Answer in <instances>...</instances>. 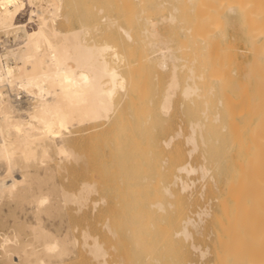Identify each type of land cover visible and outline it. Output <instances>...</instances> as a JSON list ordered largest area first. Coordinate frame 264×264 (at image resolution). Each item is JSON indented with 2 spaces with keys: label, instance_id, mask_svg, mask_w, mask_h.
<instances>
[{
  "label": "bare ground",
  "instance_id": "obj_1",
  "mask_svg": "<svg viewBox=\"0 0 264 264\" xmlns=\"http://www.w3.org/2000/svg\"><path fill=\"white\" fill-rule=\"evenodd\" d=\"M77 4L86 16L74 9ZM72 8L74 19L87 18L73 24ZM26 9L28 25L37 24L30 29L19 21ZM232 24L247 43L248 62L238 59L227 35ZM0 31L12 33L17 45L0 52V263L67 264L87 255L102 264L108 250L100 227L112 237L125 228L131 238L123 229L121 235L134 245H144V232L150 231L157 249L179 235L189 241L188 225L195 220L191 212L182 214L189 183L181 173L198 169L207 176L215 168L225 175L212 250L217 264H264V0H0ZM165 69L169 80L159 92ZM178 91L196 105L195 120L191 113L187 117L189 104L184 112L191 122L190 153L200 148L206 158L198 168L184 160L177 142L170 148L175 135L154 134ZM159 111L165 114L157 119ZM149 165L158 179L173 177L157 185L165 197L175 195L173 184L184 190L178 205L165 203L163 195L148 200L152 211L175 216L157 230L161 243L151 217L141 227L133 218L149 198ZM184 246L177 248L181 254ZM133 247L145 258V245Z\"/></svg>",
  "mask_w": 264,
  "mask_h": 264
},
{
  "label": "rangeland",
  "instance_id": "obj_2",
  "mask_svg": "<svg viewBox=\"0 0 264 264\" xmlns=\"http://www.w3.org/2000/svg\"><path fill=\"white\" fill-rule=\"evenodd\" d=\"M92 1H94V0H91V2ZM104 2V1H103ZM93 4V3H92ZM92 4H90L89 6H93ZM104 6H106L107 4L106 3H104L103 4ZM81 6V5H80ZM88 6V7H89ZM74 7V6H73ZM77 7H78V10H77ZM106 7H109V5H107ZM76 8V10L77 11H81V12H79L80 14L82 13V12H84L83 10H80V9H84L83 7H79V4H77L76 5V7H74V9ZM28 9H29V7H28ZM28 9H26L21 15H20V18H19V21H20V23H26L27 24V27L30 29V28H32V27H34V26H37V24H36V22H34V23H31V25H28V24H30V23H28V17H29V10ZM91 10L93 9L92 7L90 8ZM91 10H90V12H91ZM71 11H73V8L71 9ZM70 11V12H71ZM77 11L76 12H71V14H72V16H71V18H77ZM26 12V13H25ZM95 12V11H94ZM73 13L76 15H73ZM78 13V14H79ZM27 14H28V16H27ZM83 14V13H82ZM85 14V13H84ZM82 15V16H86V15ZM92 14H94L93 13V11H92ZM91 14V15H92ZM115 14V13H114ZM81 16V15H80ZM82 16L81 17H79V15H78V20L77 19H74L75 20V23L73 22L74 20L72 19V22H73V24H75V25H78L79 23L78 22H80L81 21V19L82 20H85V18H87V17H83L82 18ZM98 16V14H96V17ZM89 17V16H88ZM93 19H94V17H92ZM76 20H77V23H76ZM33 25V26H32ZM227 29L228 30H226V32H227V35L229 36V37H232L233 39H234V41H235V44H236V46H237V48H238V59L240 60V61H243V62H248L250 59H251V54H250V52L248 51V46H247V43H246V41L244 40V37H242V34H241V32H240V30L238 29V27H237V25L236 24H232V25H229L228 27H227ZM109 31V30H108ZM229 31V32H228ZM110 32V31H109ZM222 32H223V34H224V27H223V30H222ZM233 32V33H232ZM106 33H108L107 31H106ZM105 33V34H106ZM229 33V34H228ZM224 36V35H223ZM222 36V37H223ZM234 36H235V38H234ZM223 42H224V37H223ZM242 40V41H241ZM244 40V41H243ZM8 41V42H7ZM5 44H4V43ZM244 43H246V44H244ZM14 45L15 46H17L16 45V42L14 41V38H13V34L11 33V34H9V35H7V34H5L3 31H0V52H3L4 50H5V47H14ZM168 69H165L164 71H165V73H164V71H163V77H161V78H159L160 80L159 81H161V83H162V85H160L159 84V81H158V83L155 81V83H157V84H159L160 86H158V87H161L162 86V89L160 88H158V87H156L157 86V84H156V90L157 91H163L164 90V88L163 87H165V85H166V83L165 82H167L168 80H169V74H170V70H168ZM165 75H167V78H166V76ZM162 76V75H161ZM165 76V77H164ZM184 76H180V79L182 78V80H184L185 78H183ZM163 78H166V79H164L165 81H162L163 80ZM181 80V81H182ZM183 82V81H182ZM155 83H153L154 85H155ZM164 83V84H163ZM153 88V87H152ZM152 90H154V88L152 89ZM156 90H154V92L156 91ZM156 91V92H157ZM153 91H152V98H153V101L155 100V103H156V101L158 100L157 98H156V94L155 95H153V93H154ZM159 92H158V94H159ZM153 96H155V99H154V97ZM158 96V95H157ZM175 96H178V98L177 97H175ZM174 97H175V100L177 101V104H176V106L175 107H178V108H175L174 110L172 109L173 107H174V105H175V103H176V101L175 102H173V105H172V107H171V109H170V111L168 112L169 113V115L167 116V113L165 114L164 112H160V113H158V115H156L157 116V119H158V116L159 115H161V116H163L164 117V114H165V119H162L161 121L164 123H162V122H159L160 121V119L161 118H163V117H159V120H157L158 122H159V128H157V121H156V124L154 123V131H155V129H156V133H154L155 135H156V137L158 136L159 137V139H163V138H168L169 136H170V134L171 135H175V139H173V141H172V143H174V144H171V146H170V148L173 146V145H175L176 144V142H177V144L181 147L182 146V150L184 151V153H186V154H184V160L186 159V160H188V161H190L194 166H197V168L200 166V165H202V163H206V158H205V156H203V155H201L202 153H201V149L199 148V149H197V151L195 150V151H193L194 152V154H193V152L192 153H190V149H191V145L192 144H190L188 141L186 142V138H187V135H189V133L191 132V127H189V125H190V119H188L189 117H190V113H191V116L192 117H194V120L197 118L196 116L197 115H195V114H197L196 113V105H195V103L193 104V103H191L190 101H189V103L187 102H185L184 100H183V96H181V94H180V92L178 91V93H176L175 95H174ZM173 97V98H174ZM157 99V100H156ZM182 101H184V103L182 102ZM188 101V100H187ZM152 102V101H151ZM158 103L159 102H157V105H158ZM154 104V103H153ZM181 104H182V106H181ZM185 104H189V106L188 105H185ZM151 105H152V103H151ZM157 105H153L154 107L155 106H157ZM185 105V106H184ZM152 106V107H153ZM184 106V107H183ZM186 106H188V108L189 107H191V108H189L188 110H185L186 108ZM190 109H192V111L190 110ZM171 110H173V111H171ZM184 110L185 111H188L187 113L189 114V115H187V119H186V112H184ZM195 110V113H193V111ZM191 111V112H190ZM158 112V111H157ZM156 112V113H157ZM171 112V113H170ZM174 112H175V114H174ZM192 113H193V115H192ZM163 114V115H162ZM171 115H173V117H171ZM185 119H184V118ZM191 117V119L193 120V118ZM171 120V121H170ZM185 120V121H184ZM189 120V121H188ZM168 121L170 122V123H168ZM186 121H188V122H186ZM190 122V123H189ZM160 123L162 124V125H164L163 126V128H164V130L161 128V125H160ZM187 123V124H186ZM157 125V126H156ZM166 125V126H165ZM168 125L170 126V127H168ZM153 126V125H152ZM156 126V127H155ZM165 127L167 128L168 127V129H169V131L171 130V132H168V131H165ZM171 128V129H170ZM167 129V130H168ZM161 130V131H160ZM163 131V133L161 134L160 132H162ZM164 131H165V133H164ZM158 132H159V134H158ZM168 132V133H167ZM158 134V135H157ZM177 134L179 135V137L177 136ZM160 135V136H159ZM186 136V137H185ZM181 139V140H179V139ZM182 144H181V143ZM186 143V144H185ZM181 144V145H180ZM170 148H167L168 150L170 149ZM170 154H171V152H169ZM198 153V154H197ZM169 154V155H170ZM172 155V154H171ZM189 155H191V156H189ZM197 157V158H196ZM205 160V161H204ZM162 162V163H161ZM160 164L165 168V167H167L168 165H167V162H163V161H160ZM150 166V165H149ZM150 167H152V166H150ZM150 167H147V169H149ZM210 167V166H209ZM153 169H149V170H147V171H150L151 170V172H147V175H149V174H152V175H150V176H148V177H151L152 176V180H148V177H146V181L144 180V182L145 183H147V181H149L150 183H151V187L153 188H151L150 187V184H149V182H148V184H149V187L148 186H146L145 185V183L143 182V184L145 185V190H144V194H145V192H146V194H145V197L147 198V197H149V198H145L146 200H144V206H142V205H140V208H137V212L139 213V212H141L140 214L141 215H134V214H132L131 215V217L133 216V218H135V216H136V218L138 217V219H140V221H139V223H141V224H138V225H140L139 227H141V226H143V224H144V222L143 221H147L148 220V217H151L150 219H151V221L152 222H154L155 224L153 225V226H155V229H156V231L159 229V227H162V224H163V226L164 225H167V224H169L170 223V221H172V220H174V217H170L171 216V214L172 213H169V212H167L168 214H164L165 216H166V218H167V221H166V219H163V216L164 215H162L161 214V212L159 211L158 212V209H153V211L151 210V208H154L153 206L151 207V205L150 206H148V200H153V198H152V196L154 197V200L153 201H155V200H160V199H162L163 200V196L165 195V191H164V193H163V189H161L162 187L160 186V189H161V191H160V189H158L159 188V186L157 187V185H161V184H163V185H167L168 183H170L171 181H172V179H173V177L172 178H170V177H168L167 179L165 178V180H171L170 182L169 181H165L164 179H158V175L156 174V173H154V172H156V170L157 169H154V168H156L154 165H153V167H152ZM211 168V167H210ZM213 169V170H212ZM212 169H210V171H208L206 174H207V176L204 174H201L202 172L200 171V170H195V171H192L191 173H189V174H187L186 172H183V173H181L182 175H183V178L186 180V181H188V183H189V188H187L185 191H186V193L184 194V190H182L181 189V185L179 186V184H173V185H171V189H172V191L175 193V195L172 197L171 195H169V194H167L168 196H170V197H168V196H166V197H168V198H166L165 196V199H167L166 201L164 200V202L165 203H170V202H172V203H176L177 205H178V199L180 200L182 197H184L182 194H184L185 195V197H184V199L182 200V202H181V205H182V214L184 213V216L185 217H188V216H190L189 214H190V212H191V215H192V218L194 217V220L196 221L197 219V222H195L194 221V224H189L188 225V228H189V230H190V232H191V235L192 236H189V237H191V240L189 239V241H187V240H185V239H187V238H185L183 235L181 236V235H179V237L178 238H185L184 240L183 239H181V241H180V239L179 240H173V239H175V238H177V237H175V238H173V239H170V241H169V243L167 242V244H165V243H161V242H159L158 240V237H159V231H157L156 233L153 231V229L152 228H150L149 230H152L153 231V234H156L157 235V238H156V240L159 242V243H161L160 245H159V243L157 242V244L159 245V246H161V247H163V245L165 246V247H163V248H160L159 246H158V249H157V247H156V243H154V241H155V237L153 236V234H151V236H153V240H152V237H149L150 235V231H149V233L148 234H146L145 232H144V234L148 237H144V241H143V243L142 244H144L145 245V248L143 247L144 245H141V242H142V240L140 241V242H137L136 243V245H134L135 243V241H134V239L133 240H131L130 239V241L132 242V241H134V242H132V244L130 243V242H128V244H127V240H129V238H131L130 236H128V233H127V231H126V229L124 228H121V229H123L124 231H126V234H124V235H127V236H125V238L127 239V237H129L127 240L124 238V236L123 235H121V234H123L124 233V231L123 230H121V229H119L118 230V233L120 234L119 235V237L117 236V237H112L111 235H109V232L107 231V229H105V228H103V227H100V229H99V234H100V240L101 241H103V243H104V246L106 247V249L108 250V255L106 256V260L102 263V264H114V263H118V264H175V262H174V258H175V261H176V264L178 263V264H217V262H216V255H215V248H216V246H217V244H215L216 243V232H217V227H218V223H217V219H218V216L220 215V212H221V202L224 200V198H225V196H224V194H225V192H224V187H225V175H220V173H219V170H217L216 171V169L215 168H212ZM154 172H153V171ZM211 170H212V172H211ZM196 171H198V172H196ZM177 172V171H176ZM196 172V173H195ZM215 172V173H214ZM153 174H156V175H154L153 176ZM216 176H215V175ZM211 175H212V177L214 176V179L211 177ZM198 176V177H197ZM206 176V177H205ZM203 177V178H202ZM205 177V178H204ZM215 177H216V179H215ZM201 178V179H200ZM151 179V178H150ZM158 180V182H157V180ZM189 179L191 180V182L189 181ZM204 179H206V180H204ZM210 179V180H209ZM213 179V180H212ZM163 180V181H162ZM160 181V182H159ZM165 181V182H164ZM219 181V182H218ZM157 182V183H156ZM162 182V183H161ZM153 183V184H152ZM167 183V184H166ZM208 183H209V185H208ZM224 183V184H223ZM147 184V185H148ZM191 184V185H190ZM174 185H175V187H174ZM178 185V186H177ZM177 186V187H176ZM205 187V188H204ZM147 188H150L151 190H149V189H147ZM174 188H176V189H174ZM218 188V189H217ZM157 190H159L158 191V195H156L157 194V191L155 192V191ZM181 190L183 191V192H181ZM148 191V192H147ZM181 193H180V192ZM151 192V193H150ZM154 192H155V194H154ZM160 193V194H159ZM180 193V194H179ZM181 196L182 195V197H180L179 195ZM191 194H192V196H191ZM154 195H156L157 196V198H156V196H154ZM161 195H163V196H161ZM159 196V197H158ZM160 196H161V198H160ZM175 196H176V198H175ZM177 196H179V197H177ZM209 197V198H208ZM151 198V199H150ZM156 198V199H155ZM173 198H174V200H173ZM178 198V199H177ZM169 199V200H168ZM170 199H171V201H170ZM177 200V202H176V200ZM187 199V200H186ZM209 199V200H208ZM185 200V201H184ZM189 200V201H188ZM211 200V201H210ZM152 201V202H153ZM187 201V202H186ZM147 202V204H145ZM186 202V203H185ZM151 203V202H150ZM184 203V204H183ZM193 204V206H188V205H192ZM177 205H175L174 207H170V208H172V210H174L173 212H174V214L173 215H176V209H177ZM186 205V206H185ZM186 208H184V207ZM143 207H144V209H143ZM187 207H188V211H186L185 212V210H187ZM190 207H192V208H190ZM147 208V209H146ZM157 208V207H156ZM173 208H175V209H173ZM190 208V209H189ZM204 208V209H203ZM219 208H220V210H219ZM149 209V210H148ZM142 210V211H141ZM144 210V211H143ZM169 210H171V209H169ZM172 210H171V212H172ZM146 211V212H145ZM198 211H200V212H203L202 214H201V216H199L198 215ZM207 211H209V212H207ZM144 212V213H143ZM148 212V213H147ZM153 212H156L155 214L153 213ZM142 213H143V216H142ZM147 213V214H146ZM154 214L153 216H155V217H153L152 216V214ZM189 213V214H188ZM215 213V214H214ZM148 214H150V215H148ZM169 214H170V216H169ZM209 214V215H208ZM107 215H109L108 213L107 214H104V216H107ZM110 215H112V213H110ZM160 216V215H162V216H160L162 219H163V221L161 222L160 220V217H157V216ZM172 215V216H173ZM188 215V216H187ZM217 215V216H216ZM103 216V217H104ZM139 216H141V217H139ZM164 216V217H165ZM183 216V215H182ZM183 216V217H184ZM142 217L144 218V219H142ZM170 217V218H169ZM191 217V216H190ZM196 217V218H195ZM146 218V219H145ZM152 218H153V220H152ZM211 218H212V220H211ZM168 219H170V220H168ZM172 219V220H171ZM210 219V220H209ZM143 220V221H142ZM164 220H165V222H164ZM201 220L203 221V222H201ZM158 221V222H157ZM199 221V222H198ZM162 223V224H161ZM158 224H160V225H158ZM179 227H181V224H180V222H177L176 223ZM175 224V226L177 227V225ZM180 224V225H179ZM212 224H213V226H212ZM217 224V225H216ZM206 225V226H205ZM152 226V227H153ZM157 226V227H156ZM214 226H215V228H214ZM179 227H177V228H179ZM154 229V230H155ZM106 230V231H105ZM160 230V229H159ZM215 230V231H214ZM120 231H123V233H121ZM148 231V230H147ZM108 232V233H107ZM158 233V234H157ZM144 234H143V236H144ZM129 235H131V234H129ZM123 236V239L124 240H122V239H119V238H121V237ZM181 236V237H180ZM177 238V239H178ZM111 239V240H110ZM153 241V244H151V240ZM196 239V240H195ZM120 240V241H119ZM172 240L174 241V242H172ZM149 241H151V242H149ZM180 241V242H179ZM182 241H184L185 242V250H186V246L189 248V250H188V248H187V251H185V250H183L184 248H182V253L183 254H181V252H180V250L181 249H179V251H178V247L179 248H181V247H183V245H184V242H183V244H182ZM186 241H187V243H186ZM146 244H145V243ZM188 242H190V244L193 242V243H195V245H197V244H199L198 245V247H200V248H192L191 247V245H189V243ZM131 245H133V246H136L137 248H140V247H142V249L144 248L146 251H143V252H145V253H143L142 252V254H146V256L148 255L147 253V251H149V253L151 252H154L155 253V251H157L158 252V250H161V249H163V250H161L160 251V253H161V255L159 254V252H158V255L157 254H155V256L157 255L158 256V259H159V261L162 259V261L163 262H159V261H155L154 262V259H157L155 256H154V253H152L153 255H151V257H150V254H149V256L146 258V256H145V258L144 257H142V256H139L138 257V255L141 253V248L139 249L140 250V253H139V250H138V253L136 252L137 250L136 249H134V247L133 246H130V244ZM134 243V244H133ZM139 243V244H138ZM175 243V244H174ZM180 243V244H179ZM140 245V247L138 246V245ZM149 244H151V246L149 245ZM172 244H174V246L172 245ZM177 244V245H176ZM212 244V245H211ZM215 244V248H214V245ZM116 245V246H115ZM152 245H153V247L155 246V250H154V248H152ZM169 245V246H168ZM179 245V246H178ZM180 245H182V246H180ZM118 246V247H117ZM147 246H148V248H147ZM172 246V247H171ZM176 246V247H175ZM190 246V247H189ZM213 246V247H212ZM133 249H132V248ZM150 247H151V249H152V251H151V249H150ZM167 247V248H166ZM170 247V248H169ZM175 247V249L172 251V250H170V249H172V248H174ZM110 248V249H109ZM213 248H214V252L212 251L213 250ZM133 250V252H132V250ZM169 249V250H168ZM177 249V250H176ZM196 249V250H195ZM122 250V251H121ZM136 250V251H135ZM154 250V251H153ZM205 251L206 253H204V255L203 254H200V253H203V251ZM165 251V252H164ZM166 251H168V252H172V253H177L176 255H178V254H180V256H181V258L180 259H176V256H173L172 257V253H170V257L171 258H173V259H171V258H169V255H167L166 256V254L168 253V252H166ZM176 251V252H175ZM200 251H202V252H200ZM129 252V253H128ZM134 252H136L137 253V255L135 256V254H133ZM147 252V253H146ZM156 252V253H157ZM164 252V253H163ZM185 252L187 253L186 255H185V257H184V254H185ZM189 252H191L190 254H189ZM130 253H132L133 255H132V257H131V255H128V254H130ZM163 254H165V256H163ZM169 254V253H168ZM174 255V254H173ZM183 255V256H182ZM191 255V256H190ZM203 255V256H202ZM215 255V256H214ZM153 256V257H152ZM159 256H160V258H159ZM162 256V257H161ZM87 255H84V256H82V259L80 258H78V259H76V260H74V261H72V262H68L67 264H94V262H92L91 260H90V258H88L87 259ZM135 257V258H134ZM136 257H138V258H136ZM155 257V258H154ZM150 258H152L153 259V261H149V259ZM183 258V259H182ZM187 258V259H186ZM135 259V260H134ZM147 259V260H146ZM157 259V260H158ZM165 259H166V261H165ZM169 259H170V261H169ZM184 259H186L185 261H184ZM172 260H173V262H172ZM179 260H181V261H179ZM74 262V263H73ZM157 262H159V263H157ZM182 262V263H181ZM211 262V263H210ZM0 264H2V263H0Z\"/></svg>",
  "mask_w": 264,
  "mask_h": 264
}]
</instances>
